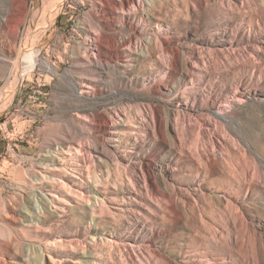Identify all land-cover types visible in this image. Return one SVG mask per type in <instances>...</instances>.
I'll list each match as a JSON object with an SVG mask.
<instances>
[{"label":"rangeland","instance_id":"374dc122","mask_svg":"<svg viewBox=\"0 0 264 264\" xmlns=\"http://www.w3.org/2000/svg\"><path fill=\"white\" fill-rule=\"evenodd\" d=\"M5 5L0 264H264V0Z\"/></svg>","mask_w":264,"mask_h":264},{"label":"bare ground","instance_id":"6f19581e","mask_svg":"<svg viewBox=\"0 0 264 264\" xmlns=\"http://www.w3.org/2000/svg\"><path fill=\"white\" fill-rule=\"evenodd\" d=\"M126 3H128L129 2V0H124ZM114 4H115V2H114ZM116 5V4H115ZM17 8H15L14 6H3V8H1L0 9V45L1 46H4L3 44V40H2V36L3 35H5V36H8L9 35V38H10V40L11 41H13L14 40V38H13V36L16 34H14V32H15V30L17 29V27L19 26V24L20 23H18V20H19V17L20 16H22V14H24L23 13V11L22 10H16ZM25 12V11H24ZM103 14H102V16H103V19H102V21L103 22H106V21H110V20H108V13H109V11H107L106 9H104L103 11ZM112 12V11H111ZM14 17H16L18 20L16 21V20H14L13 22H11V20L14 18ZM15 18V19H16ZM22 19V18H21ZM19 20V22L21 21L22 22V20ZM42 30V29H41ZM13 32L12 34H11V32ZM17 31V30H16ZM14 34V35H13ZM37 35V34H36ZM94 35V34H93ZM34 36V35H33ZM15 37V36H14ZM35 37V36H34ZM31 39V38H30ZM88 40H89V47H88V50H87V53H88V56L90 57V58H93V64H91L92 65V74H93V78H92V80H90V81H92V82H98V81H100V79H101V77H103L104 76V74H105V68H104V66L103 65H101V62L99 61V60H97V57L99 56V52H98V49H97V47L96 46H94V42H95V40H94V38L92 37V36H88ZM31 44H30V42H29V44H27V45H25V46H28V48H29V46H30ZM124 45V43H121V45L119 46V47H122ZM26 48V47H25ZM12 50V49H11ZM26 50V49H25ZM27 50H29V51H27ZM24 53H21V54H19V55H16V57L15 58H12V56L10 57L9 55L7 56V55H4L3 53H1V57H0V60L2 61V63H5L6 65H8V66H10L11 68H12V70L14 71L15 70V72L17 71V72H22V74L24 73H26V72H28V70L30 69V67H33V65H34V61H35V53L36 52H34L32 49H27ZM37 51V50H36ZM11 53V52H10ZM127 57H130V56H127ZM119 66V69H117L116 68V71H117V73H118V75H119V73H120V71H122V70H126L127 69V65H122V64H119L118 65ZM21 70V71H20ZM21 74V73H20ZM16 77V76H15ZM22 77V76H21ZM16 83V82H15ZM83 87L84 88H86V89H90L91 91L93 90V85L92 84H84L83 85ZM9 92V91H8ZM84 92L85 93H87V94H89L88 93V90L87 91H83V94H84ZM1 99H3V98H0V100ZM244 101H245V99H244ZM258 101V100H257ZM240 103L241 102V100H236V103ZM241 103H243V101L241 102ZM261 103H264V102H261ZM1 104V103H0ZM2 105V104H1ZM4 105V104H3ZM4 107V106H3ZM2 108V107H1ZM0 108V109H1ZM216 115H218L224 122L225 121H227L226 119H225V117L223 116V114L221 113V112H219V113H216ZM109 125H111V124H109ZM112 135H113V137H115V139H114V142H121L122 141V138H121V136H120V134L119 133H116V132H112L111 133ZM53 148V147H52ZM51 148H49V151H46V154L45 155H43V160H44V163L45 162H48V161H50V164H51V162H52V164H54V162L57 160V158L54 156H52L53 155V152H55V151H53V150H50ZM59 155V154H58ZM53 159L55 160L54 162H53ZM42 160V161H43ZM43 163V164H44ZM62 163V162H61ZM43 177V176H42ZM33 198V197H32ZM34 199V198H33ZM36 203H38L37 202V197H36ZM39 200V199H38ZM41 200L43 201H45V198H44V196H42V195H40V202H41ZM43 203V202H42ZM96 203V202H95ZM103 204V203H102ZM102 204H100L101 206H102ZM36 205V204H35ZM95 205H97V204H95ZM95 205H93L92 206V209L94 208V206ZM41 213H43V207L41 208V207H39V206H36L35 207V210H34V212H32V213H30V215L28 216V219H29V222H31V223H33V221L35 220V221H37L38 219H39V217L41 216ZM23 235V234H22ZM34 249H36V250H38V251H41L40 250V248H38V247H35L34 245L32 246V245H29V247H28V249L27 250H34ZM25 257V256H24ZM21 258H23V257H21ZM27 259V258H26ZM23 260V259H22ZM15 264V263H14Z\"/></svg>","mask_w":264,"mask_h":264}]
</instances>
